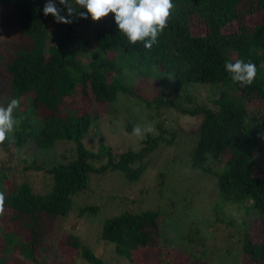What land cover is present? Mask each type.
<instances>
[{"label":"trees","instance_id":"1","mask_svg":"<svg viewBox=\"0 0 264 264\" xmlns=\"http://www.w3.org/2000/svg\"><path fill=\"white\" fill-rule=\"evenodd\" d=\"M46 2L0 0V25L16 35L0 51V79L5 73L10 77L8 99L0 100V105L20 100L13 112L20 123L0 144L8 152L0 163V191L6 195L1 217L8 224L1 233L0 264H39L38 254L56 218L69 214L73 196L87 189L91 173L121 169L128 179L137 180L161 145L175 147L186 135L168 127L163 116L137 149L114 153L113 145L105 144L100 135L98 150H90L84 137L93 115H99L101 105L104 110L114 108L121 95L156 109L146 114L150 118L166 108L199 116L197 127L189 132L190 167L215 177L222 202L235 204L244 214L238 236L241 255L247 264H264V231L257 237L251 231L264 219V0H173L172 18L150 50L140 42L130 44L119 32L114 14L90 25L88 19L56 23L52 15L43 14ZM56 3L64 7L59 0ZM62 14L67 16L66 9ZM86 29H92V37L83 35ZM236 59L257 66L250 86L234 83L226 71V61ZM152 78L162 90L156 94L143 83ZM195 83L208 87L204 97L193 91ZM124 126L130 130L133 124ZM60 141L72 144L75 155L48 166L33 162L18 167L24 172L43 170L50 180L46 191L35 190L26 180L6 189L12 149L31 144L51 149ZM165 174H158L161 186ZM97 210V205H84L78 214ZM159 230L157 210L128 207L104 220L100 238L114 243L116 256L125 264H172ZM65 241L87 262L107 264L76 235L69 234ZM74 258L69 264H75Z\"/></svg>","mask_w":264,"mask_h":264},{"label":"rangeland","instance_id":"2","mask_svg":"<svg viewBox=\"0 0 264 264\" xmlns=\"http://www.w3.org/2000/svg\"><path fill=\"white\" fill-rule=\"evenodd\" d=\"M88 20L89 25L97 23L90 18ZM92 32V29H86L83 35L92 37ZM15 39L16 35H13L12 29L0 25V51ZM9 83L10 77L5 73L0 79L2 101L8 99L5 97ZM143 83L150 87L148 91L152 94L161 90L157 79H153L151 83L148 80ZM192 87L201 97L208 92L205 84L195 83ZM247 103L255 104L254 101ZM102 106L97 110L99 115H93L92 125L84 137L85 145L90 150H98L100 135L105 144L113 145L114 153L127 148L137 149L147 133L143 137L136 136L133 133L134 126L139 124L152 128L155 121L163 119V116L168 127L180 128L185 132L182 140L186 141L177 140L175 147L161 145L160 149L151 155L137 180L128 179L121 169H108L101 174L91 173L87 189L73 196L69 214L56 218L52 231L46 237L43 252L38 254L39 264H45L44 259L49 261L48 264H69L68 259L73 257L75 264H92L66 243L69 234L76 235L83 244L90 246L107 264H125L116 256L114 243L101 240L100 232L107 217L128 207L136 211H158L159 241L165 243V248L172 254V264H193L196 259L199 264H247L241 255L238 238L245 225L242 219L244 214L236 209L235 204L222 202L215 177L190 167L188 152L193 143L189 132L197 127L199 116H190L166 108L163 114L150 118L146 114L156 109L147 107L142 101L128 95H121L112 109L106 107L104 110ZM128 122L133 124L130 130L124 126ZM31 145L12 149L15 153L9 164L13 169L9 180L6 181V189H11L15 181L21 183L26 180L35 190L44 192L49 188L50 180L43 170L29 168L24 172L19 171L18 167L33 162L48 166L59 162L63 157L75 155V149H71L70 143L64 144L60 141L51 149H38L34 144ZM7 158L8 152L0 146V163ZM165 171L166 174L162 178L165 181L161 186L158 174ZM84 205H97L98 210L95 213L87 211L78 214L79 208ZM246 224L249 225L247 219ZM7 228L8 224L0 216V251L3 247L1 233ZM251 231L255 237L261 235L264 231V219L258 228H252ZM16 258H19L18 255ZM15 264L28 263L16 261Z\"/></svg>","mask_w":264,"mask_h":264},{"label":"clouds","instance_id":"3","mask_svg":"<svg viewBox=\"0 0 264 264\" xmlns=\"http://www.w3.org/2000/svg\"><path fill=\"white\" fill-rule=\"evenodd\" d=\"M63 8L57 6L56 0H47L43 7L45 16L52 15L56 23L72 24L76 19H88L89 15L94 22L114 14V20L130 44L140 42L146 49H152L157 43L158 36L167 28L175 10L173 0H59ZM86 9V11H77ZM67 11V16L62 13ZM225 69L231 74L234 83L241 87L250 86L257 74V66L252 62L236 59L235 62L226 61ZM168 78L174 79L171 76ZM20 106V100L12 99L5 107L0 105V144L10 139L20 120L13 115L15 109ZM151 127H142L137 124L133 133L143 137L152 132ZM6 195L0 191V216L5 214Z\"/></svg>","mask_w":264,"mask_h":264}]
</instances>
